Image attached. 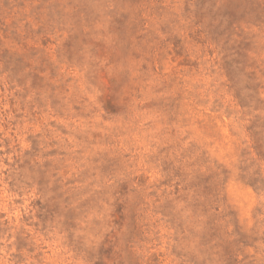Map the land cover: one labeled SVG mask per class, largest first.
<instances>
[{
  "label": "rangeland",
  "instance_id": "374dc122",
  "mask_svg": "<svg viewBox=\"0 0 264 264\" xmlns=\"http://www.w3.org/2000/svg\"><path fill=\"white\" fill-rule=\"evenodd\" d=\"M0 264H264V0H0Z\"/></svg>",
  "mask_w": 264,
  "mask_h": 264
}]
</instances>
